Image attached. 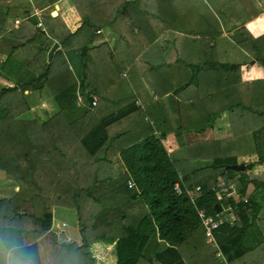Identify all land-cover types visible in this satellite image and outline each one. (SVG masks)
Segmentation results:
<instances>
[{"label": "trees", "instance_id": "16d2710c", "mask_svg": "<svg viewBox=\"0 0 264 264\" xmlns=\"http://www.w3.org/2000/svg\"><path fill=\"white\" fill-rule=\"evenodd\" d=\"M32 1L52 5L57 0H0V35L18 41L0 61V74L6 62L10 64L8 70L13 67L10 58L36 72L31 76L25 72L28 77L23 82H12L0 90V172L17 187L11 198L0 200L2 208L13 213V204L25 203L24 213L48 227L52 206L75 208V197L82 190L95 198L92 190L96 188L97 161L112 151L118 153L121 163L116 168L113 191L120 194L123 205L135 207L138 214L134 221L125 211L117 214L123 221L124 235L116 240V264H209L214 249L204 241L196 208L213 213L216 195L207 188L217 183V177L229 179L246 198V202L234 204L236 220L223 223L226 232H243L261 220L259 211L264 205V169L257 175H244L226 166L236 164L238 156L255 153L257 131L264 133V79L236 84L242 64L254 60L264 66V33L253 37L244 26L258 14V9L251 0H152L158 15L147 19L139 11V0H69L81 20L80 27L70 32L50 13L39 22L43 30L37 28L38 19L30 13ZM200 1L208 4L222 29L231 31L230 35H209L195 7ZM8 18L21 21L7 29ZM100 28L111 31L116 43L125 38L138 41L152 29L185 34V52L182 50L181 57L168 66L162 65L165 76H172L175 71L174 75L181 77L182 95L189 93L178 103L177 109L185 113L178 116L179 129L168 125L170 119L166 115L144 114L134 105L138 98L143 102L144 90L127 86L124 80L117 81L122 68L119 61L124 63V55L107 46L95 31ZM66 38L71 39L78 61L69 68L62 53L55 50L46 62V52L53 41L61 43ZM132 70L129 67L127 75ZM208 75H214L213 80L193 82ZM155 86L157 95L169 92L161 89L163 85ZM117 87L125 88L129 94L127 109H120L122 104H118L116 110L107 106L100 111L94 104L80 114L72 112L77 115L72 120L62 117V109L72 104L77 95L90 105L93 94L110 93V88H116L113 94L118 98L123 97L122 89ZM50 97L60 111L40 123L27 119L26 113L32 107ZM236 103L241 104L243 135L224 141H184L181 132L202 135L210 128L216 116L208 113L211 106H219V111ZM159 119L168 128H163ZM154 128L160 130L157 137ZM164 130L178 132V148L170 153L159 143ZM199 159L206 164L196 167L192 162ZM259 163L264 164V156L258 159ZM235 173L239 176L233 180ZM127 176L133 181L132 187L126 185ZM175 184L179 192L175 191ZM195 186L200 187V194L191 203L185 190ZM7 218V211L0 212V220ZM18 237V228L0 223V264H5L6 252L14 247V251H19ZM157 239L164 244L161 250L155 248ZM86 247L87 244L61 243L52 264H95ZM240 248L248 256L240 264H251L252 251H259L256 247ZM210 264L223 263L216 260Z\"/></svg>", "mask_w": 264, "mask_h": 264}, {"label": "crops", "instance_id": "0c3cea01", "mask_svg": "<svg viewBox=\"0 0 264 264\" xmlns=\"http://www.w3.org/2000/svg\"><path fill=\"white\" fill-rule=\"evenodd\" d=\"M251 1L254 4V6L258 9V11L260 10V12H258V14L254 18H251L247 22H245L244 26L251 36L257 37L258 35L264 33V11H261V7L259 6L261 5L262 0H251ZM138 3L140 5L139 11L143 17L150 19L151 17L158 15V10L153 5L152 0H139ZM47 6L54 7V10L56 12L55 16H57L61 20L62 24L66 27L68 31L73 32L76 28L80 27L81 20L76 12H75L76 14L72 12L73 7L70 1L57 0L52 5L44 4L42 6L43 8H39L38 5L36 6L32 5L30 13L31 15H34L38 19V25H36V27L39 28L40 30H43V28L41 27V24L39 22L43 19L44 16H46V15L42 16L43 13L42 11L45 10ZM195 7L197 12L204 19L210 36L218 38L222 36H228L231 34V31L226 32L222 29V25L219 19L217 18V16L214 14L212 9L208 6L206 2L200 1L195 4ZM262 7L264 8L263 5ZM32 9L34 11H32ZM8 19H15V20L19 19L21 21V18H8ZM8 19H6V21ZM215 19L217 20L216 22ZM68 21L70 25L67 23ZM14 26H7L5 22V27L7 29H10L11 27ZM95 31H97L98 34L102 35L103 39L106 41L107 46L110 49H116L122 52L124 55V59H125L124 63H121L122 61H119L120 63L119 66H121L122 68L118 75L117 81L124 80L123 83L127 84V86L132 87L133 85H135L139 89L143 88L144 90L143 93H145L143 94L142 97L143 102H139L140 98H138L139 100L136 99L134 105L138 106L140 110L144 111V114H151L153 116L166 115L170 119L168 125L171 124L172 128L179 129L178 116L184 113V111L177 109L178 103L182 101V98L189 96V93H183L182 95L181 91H179L181 77L174 75L175 71H173L172 76H165L162 67L164 65L168 66V64L170 62H174L176 58L178 57L180 58L182 54V50L183 53L185 52L184 51L185 34L170 30H164V29H161L160 31H157V29L154 30L152 29L149 30V33H147L145 36L139 37L138 41L135 40L129 41L125 38V41L116 43L115 36L107 28H100L98 30L96 29ZM135 31L136 30L134 29L132 33H135ZM1 35L6 43H9L7 39L11 41L15 40L10 38L6 34H1ZM15 42L13 41L12 47L18 44L17 40ZM56 43H57V47L55 50H59L62 53L63 57L68 63L69 68L73 67V64L77 62L79 58L77 56L75 49L72 46L71 39L66 38L61 43L58 42ZM114 44H116L115 48H114ZM0 49H1V45H0ZM54 51L52 53V56L54 54ZM45 61L48 62L46 59ZM250 61L249 64H242L240 66L237 75V83H236L237 86L243 82H251L256 79H264V66L254 60L253 63H251ZM256 63H258L259 66ZM22 65L24 64H21V66ZM246 65H248V69H245ZM255 65L257 66L256 69H255ZM129 67H131L133 70L129 75H127L126 70ZM32 72L33 71L28 68V73H30V76L33 75ZM19 74L20 73L16 74L15 76L17 77ZM2 76H3L2 79L4 80L3 82L7 81L8 83L7 85H3L0 88V90L3 89L5 86L12 85L10 83H12L11 79H13L10 77V75L3 74ZM213 78L214 75H208L206 76V78L202 77L193 80V82H206L208 80L209 81L213 80ZM109 79L111 81L112 78L109 77ZM23 81L24 79L19 81V83ZM171 84H172V88L169 87V85ZM155 85H163L161 86V89L166 91L168 90L169 92H166L163 95H157L155 92V87H156ZM115 86L117 85L115 84ZM117 88L118 90L122 89L123 97L118 98L116 93L113 94L114 89L116 90V88L113 89L110 88L111 89L110 93L103 92V93L93 94L91 96L92 97L91 99H94L96 101L95 105L98 106L99 110L100 108L102 109L107 106L111 110L112 109L116 110V108H118V104H122L120 109H127L126 107L129 106L127 101L129 94L125 92V88H119V87ZM108 93L109 95L106 96ZM111 94L113 98L111 97ZM76 100L79 101L80 103H77L74 100V106H73L74 108L69 109L68 111L70 112L67 113L77 112L80 114L85 109H91L93 106H95V105L92 106L91 104L89 105L88 103H83L82 102L83 99L81 100L80 95H77ZM122 100L123 103H121ZM48 101H51L52 104H55L52 98ZM82 105L84 108L80 109L82 108L81 107ZM75 106L79 111H76ZM216 108H219V106H215V107L211 106V108H209L210 110L208 113L216 114V116L209 125L210 128H208L204 132V134L196 135L193 131L181 132L183 134L182 137L186 143H188L190 139H195V138H197L195 141H205V142L224 141L229 138L239 137L245 133L241 118V104L239 103L232 104L226 109L219 111H217L218 109ZM67 113L65 112L64 114ZM157 122L160 123V119ZM160 125L163 127L161 123ZM163 128H168V126ZM154 131H155V136L157 137L160 133V130L156 131L154 128ZM177 134L178 132L173 130H164L163 134L159 138V143L166 153H170L171 151H174L175 149L178 148V141L176 137ZM257 134L258 135L256 136L255 139V145H256L255 153H252L250 155L238 156L236 158V164L240 163V160L242 159L246 161V162L242 161L245 164L249 163L248 165H244V170H241V172L244 175H246L247 173L249 174V172H251L252 174L254 173V175L259 174L260 173L259 171L262 169L263 164L261 163L257 164V162L260 157L264 156V133L257 131ZM200 161H201L200 159L194 160L192 163L200 162ZM119 163L120 162H119L118 153L114 154L112 151L109 152L106 158L97 161V168L95 171L96 188L92 190V193L94 194L95 198L94 199L90 198L86 194V191L84 190L78 193V196L75 197L76 207L70 209L71 213L73 214V217L71 218L73 220L72 225H69V228L65 231L63 227H66V224L68 222L67 221L68 216L65 215L67 209L65 208H61V207L51 208V222L48 227H43L40 224V220L38 218L33 217L28 213H24V210L18 212L17 214L19 215V217L16 220V224L18 227L16 226V228H18L19 230L18 242L20 243L19 245L20 247L19 246L17 247H19L20 249L19 251L16 252L13 250L14 248L16 249V247H14L12 248V250L6 252L5 264H52V260L59 247L58 245H52L53 243H55V241L53 238H51V235L49 233L55 232L54 230L59 232L62 236L64 235V239L61 243L73 242L76 245L87 244L86 249L91 253V256L94 258L95 264H116V256H115L116 240L124 235L123 221L121 219V216L120 217L114 216V218H112L110 220L111 222H109L108 224H99V225L97 224L98 226L97 225L93 226V221H94L93 219L94 216L96 215L95 218L97 219L99 218L98 220H101L104 211L111 209L114 210L115 206H108L105 205V203L103 202L102 200L103 191L101 189H107L109 191H112V193L116 194V192L113 191L114 187L111 188L110 184L112 185L113 182L116 180V177L118 176V170L116 168L119 167L118 166ZM252 169L253 171L256 172L251 171ZM128 180L133 182L131 177L127 176L126 185ZM100 186L101 189L99 188ZM216 200L217 201L212 205L213 213H208L209 215H215L220 209V202L217 199V196H216ZM215 204L218 205V211H215L214 209ZM17 206L20 209L21 208L23 209L25 205L17 204ZM125 206L130 210H132V208L129 207L128 205L125 204ZM103 221L101 222L105 223ZM224 222L230 223L227 220H222V222L215 229L217 233L214 234L215 230L212 233L215 246L207 243L206 239L204 240L210 247L214 249L213 255L209 258L208 263L210 264V262L213 263L214 261L218 260L220 263L223 264H240L241 259L243 260L248 257L246 252H242L243 249H241L240 247L243 248L256 247L255 249H257L259 252H255L254 250L252 251L253 262H251V264H264V235H263L264 233L262 234L263 232L262 218L261 220L258 221V227H256L258 231L255 232V234L257 233L258 235L256 236L252 230L249 231V229H251L250 227H248L243 232L241 231L238 232L239 230H234V232H226L224 229L225 227L222 226ZM102 227L107 228L108 230L104 229L103 231H99V229ZM112 228H114V231H111ZM87 230H90V232ZM96 230L99 231L97 232V234L93 232ZM91 232H93L95 235L94 234L89 235ZM246 232L247 234L249 232L251 236L254 234V236L246 237L244 236ZM244 237H246L245 240H250L252 242L246 243L244 241ZM156 242H157V246L158 244H160L162 248L164 247L162 241H159L157 239ZM95 248H96V252H95Z\"/></svg>", "mask_w": 264, "mask_h": 264}, {"label": "rangeland", "instance_id": "374dc122", "mask_svg": "<svg viewBox=\"0 0 264 264\" xmlns=\"http://www.w3.org/2000/svg\"><path fill=\"white\" fill-rule=\"evenodd\" d=\"M32 3V5L33 6H36V5H39V8H43L42 6L43 5H40V3H39V1H32L31 2ZM262 5L264 6V2H263V0H262V2H261V5H259L260 7H261V11H264V8L262 7ZM258 6V7H259ZM73 7V6H72ZM259 7V8H260ZM34 9V8H33ZM32 9V11H34ZM54 10V7L53 6H47V8L45 9V10H43L42 12V16L43 15H47L48 13H50L51 11H53ZM73 11L72 12H74V14H76L75 12V10H74V8L72 9ZM259 12H260V10H259ZM71 13V12H70ZM41 16V15H40ZM209 20V19H208ZM20 22V20L19 19H17V20H15V19H8L7 21H6V24H7V26H14V25H18L19 24V22ZM217 20L215 19V22H216ZM69 25H70V23H69V21L67 22ZM38 25V24H37ZM15 27V26H14ZM213 28V27H212ZM3 36H5V35H3ZM4 38L2 37V35H0V45H1V49H0V61H2L6 56H8V54L10 53V50H11V47H12V43H13V41L15 42L16 40H13V41H11V40H9V39H7L8 40V42L9 43H6L4 40H3ZM16 43V42H15ZM69 54V53H68ZM71 55V54H70ZM17 61L15 60V59H13V58H10V61H9V63H11V64H13L14 66L11 68V69H9L8 70V68H10V64H7V62L5 63V64H3V66L4 67H2V69H3V74H5V75H10V77H12L13 79H11L12 80V82L14 81V82H16V81H21V80H23V79H25V77H28L27 76V74H24L25 73V71H27L28 72V68H26V67H22L21 66V64H23V63H16ZM247 64H249V63H247ZM258 66H259V64L258 63H256ZM9 65V66H8ZM246 68L245 69H248V65H246L245 66ZM257 68V66L255 65V69ZM27 69V70H26ZM18 73H20L17 77L15 76L16 74H18ZM36 72H32V74H35ZM3 74H0V88L3 86V85H7V81H5V82H3L4 80L2 79V75ZM24 74V75H23ZM14 77H16V78H14ZM30 77V76H29ZM10 82V81H9ZM13 82V83H14ZM13 83H10V84H13ZM51 99V97L50 98H44V100L42 101V102H40L39 104H37L36 106H34V107H32L31 109H30V111L28 112V113H26V116H27V119H29V120H36L38 123H40L41 121H43V120H46V119H48V118H50L51 116H53L57 111H60V110H57V109H59V107L57 106V104L55 103V104H52V102L51 101H48V100H50ZM47 100V101H46ZM44 101H46V102H44ZM75 101L77 102V103H80L79 101H77L76 99H75ZM74 102L72 103V104H70V105H68V106H66L64 109H62L63 111H61V113H62V115L66 112H70V111H68L69 109H73L74 107ZM82 108H80V109H83L84 107H83V105L81 106ZM75 109H76V111H79L77 108H76V106H75ZM77 116V115H76ZM76 116H73L72 115V112L71 113H67V114H64L62 117H67V118H65L66 119V121L67 120H72V119H74ZM197 138H195V139H191L192 141H195ZM197 142H202V141H197ZM242 161H244V159H242V160H240V163H243V165H248L249 163H247V164H245L244 162H246V161H244V162H242ZM196 167H201V166H203V165H205L206 164V162L205 161H200V162H195V163H193ZM264 169V164L262 165V169L259 171V172H261L262 170ZM251 171H253V169L251 170ZM253 172H256V171H253ZM249 174H252L251 172H249ZM248 173L246 174V175H249ZM254 174V173H253ZM255 175H257V174H255ZM239 176V174L238 173H235L234 175H233V177H232V179L234 180V179H236L237 177ZM225 181V177L223 176V175H220V176H218L217 177V182H218V185H220V184H222L223 182ZM111 183V182H110ZM116 185V182L114 181L113 182V184L111 185L110 184V187L112 188L113 186H115ZM212 185V184H211ZM16 185L13 183V182H11V181H8V180H6V179H4V172H0V200L1 199H9V198H11L12 196H13V193H14V191L16 190ZM103 192H102V194H103V197H102V200H103V202L105 203V205H108V206H115L114 207V210H106V211H104V214H103V217L101 218V220H98V225L99 224H108L109 222H111L110 220L112 219V218H114V216H118L117 214H119V212L120 211H125L126 213H127V215H128V217L129 218H131V220L132 221H134L135 219H136V217H137V210H136V208L134 207V208H132V210H130L129 208H127L126 206L124 207V205L122 204V200H121V198H120V194H114V193H112V191H109V190H107V189H101ZM110 194H111V196H110ZM264 202V201H263ZM120 203V206L119 207H117L118 206V204ZM22 205H25V203L24 204H22ZM27 205V204H26ZM26 205L24 206V207H26ZM264 206V205H263ZM263 206H261L260 207V211H259V217H261V218H264V207ZM12 208H14V207H16L15 209H16V211H14L13 213H11V211L9 210V209H7V210H4L3 208H2V206L0 205V212H2V213H4L5 211H7L9 214H10V218H7V219H2V220H0V223L2 224V225H5V226H17V224H16V220L18 219V217H19V215L17 214L18 212H21L22 211V208L20 209L18 206H17V204H13V206H11ZM52 207H61V208H65V209H67L66 211V214L65 215H67L68 217V219H67V224H66V227H63V229H64V231L65 230H67L68 228H69V225H72V217H73V214L71 213V211H70V209H73V208H69V207H63V206H59V205H54V206H52ZM101 210H103V209H101ZM120 210V211H119ZM96 216V215H95ZM95 216H94V219L93 220H95ZM58 219V218H57ZM103 220H105V221H103ZM101 221H103V222H105V223H102ZM94 222V221H93ZM100 222V223H99ZM97 225V226H98ZM124 225V224H123ZM18 227V226H17ZM249 227L251 228V229H249V231L250 230H252L253 232H254V234H255V232H257L258 231V229H256V227H258V221H255V223H253V224H251V225H249ZM104 229H107V228H100L99 229V231H103ZM108 230V229H107ZM55 232H53V233H49L50 235H51V238H53L54 239V241H55V243H53L52 245H58V246H60V244H61V242L63 241V239H64V235L62 236L59 232H57L56 230H54ZM87 231H89L90 232V230H87ZM99 231H95V234H97V232H99ZM111 231H114V228H112L111 229ZM88 232V233H89ZM101 233V232H100ZM94 233L93 232H91L89 235H93ZM94 234V235H95ZM99 234V233H98ZM254 234L252 235V236H254ZM256 235H258L257 233L255 234V236ZM244 236H246V237H252L251 236V234L248 232V234H247V232L244 234ZM62 237V238H61ZM246 237H244V241L246 242V243H250V242H252V241H250V240H245L246 239ZM258 238V237H257ZM257 240V239H256ZM58 246H56V247H58ZM155 248H156V250L158 249V250H160L161 248H162V246L160 245V244H158V246L156 247L155 246ZM55 251H56V249H55ZM95 252H96V248H95ZM55 253V252H54ZM150 253V255H153L151 252H149Z\"/></svg>", "mask_w": 264, "mask_h": 264}, {"label": "built area", "instance_id": "2783aa9c", "mask_svg": "<svg viewBox=\"0 0 264 264\" xmlns=\"http://www.w3.org/2000/svg\"><path fill=\"white\" fill-rule=\"evenodd\" d=\"M94 104L95 100L93 99L91 105L93 106ZM132 185L133 183L128 180L127 186L132 187ZM174 189L176 192L180 191L177 184L174 185ZM207 189L216 194L217 199L220 202V209L215 215H209L203 208H196V214L203 227L206 242L215 246L212 235L213 231L218 227L222 220H227L229 222L235 221L237 209L234 204H237L239 201L246 202V198L241 196L236 186L230 182L229 179H225L220 185H218V182L212 184ZM199 194V186L185 190V197L188 198L191 203H194L195 196Z\"/></svg>", "mask_w": 264, "mask_h": 264}, {"label": "water", "instance_id": "95a60500", "mask_svg": "<svg viewBox=\"0 0 264 264\" xmlns=\"http://www.w3.org/2000/svg\"><path fill=\"white\" fill-rule=\"evenodd\" d=\"M50 15H51V16H55V15H56L55 10L51 11V12H50ZM56 47H57V43H56V42H53V43L51 44V46L49 47V49H48V51H47V54H46V60H47V61H50L51 56H52V53H53V51L56 49ZM250 62L253 63V60H251ZM226 166H227L228 168H230V169L235 170V171H241V170H244V165H243V163L229 164V165H226ZM214 209H215V211H218V205H217V204L214 205Z\"/></svg>", "mask_w": 264, "mask_h": 264}, {"label": "clouds", "instance_id": "9594fccd", "mask_svg": "<svg viewBox=\"0 0 264 264\" xmlns=\"http://www.w3.org/2000/svg\"><path fill=\"white\" fill-rule=\"evenodd\" d=\"M234 222V221H233ZM233 222H230V223H233Z\"/></svg>", "mask_w": 264, "mask_h": 264}]
</instances>
